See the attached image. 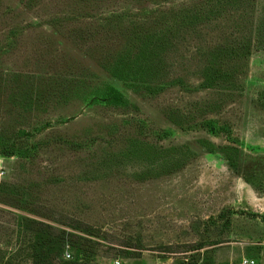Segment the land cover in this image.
Returning a JSON list of instances; mask_svg holds the SVG:
<instances>
[{
    "label": "rangeland",
    "instance_id": "374dc122",
    "mask_svg": "<svg viewBox=\"0 0 264 264\" xmlns=\"http://www.w3.org/2000/svg\"><path fill=\"white\" fill-rule=\"evenodd\" d=\"M0 169V264H264V0H0Z\"/></svg>",
    "mask_w": 264,
    "mask_h": 264
},
{
    "label": "trees",
    "instance_id": "16d2710c",
    "mask_svg": "<svg viewBox=\"0 0 264 264\" xmlns=\"http://www.w3.org/2000/svg\"><path fill=\"white\" fill-rule=\"evenodd\" d=\"M109 93H110L109 97H110L111 102H113L114 104H117L120 102L121 95L116 90L111 89L109 91ZM222 150H225V149H222ZM207 152L215 153L216 151H215L214 147L210 146L209 149H207ZM15 154H17V151L14 149V147H11L10 149H8L6 152L3 153V156L13 157ZM232 166H233V164H232ZM79 248L82 249L83 252L86 251V245L84 243L79 244Z\"/></svg>",
    "mask_w": 264,
    "mask_h": 264
},
{
    "label": "built area",
    "instance_id": "2783aa9c",
    "mask_svg": "<svg viewBox=\"0 0 264 264\" xmlns=\"http://www.w3.org/2000/svg\"><path fill=\"white\" fill-rule=\"evenodd\" d=\"M4 174L3 171H1L0 169V177H2ZM113 264H122V262H120L119 260H115L113 262ZM241 264H255V262L253 260H249V259H243L242 263Z\"/></svg>",
    "mask_w": 264,
    "mask_h": 264
}]
</instances>
